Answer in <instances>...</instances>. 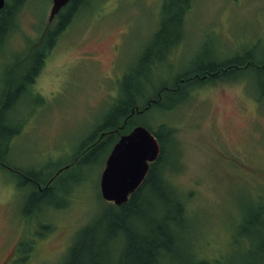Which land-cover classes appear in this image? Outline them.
I'll use <instances>...</instances> for the list:
<instances>
[{"label": "rangeland", "instance_id": "374dc122", "mask_svg": "<svg viewBox=\"0 0 264 264\" xmlns=\"http://www.w3.org/2000/svg\"><path fill=\"white\" fill-rule=\"evenodd\" d=\"M5 1L17 8H11L12 22L0 41V107L9 79L30 69L31 52L42 47L58 20L48 22L51 0ZM164 1L86 0L51 48L36 51L45 54L30 73V89L3 107L12 125L18 116L20 126L0 163V264H61L79 230L107 206L99 177L109 145L88 159L78 157L90 148L82 143L94 131L100 136L98 128L131 72L138 70L128 84L134 98L144 99L153 90L149 83L155 89L192 67L205 49L221 58L264 55V0H192L179 41L145 69L140 58L162 21ZM262 68L246 66L204 82L174 108L154 106L132 120L162 136L172 133L175 140L163 144L165 168L178 196L186 197L185 236L199 256L219 264L238 248L233 238L244 210L264 205V96L258 91L263 77L256 71ZM130 124L110 135L103 129L97 141L117 140ZM69 163L52 180V203L45 199L39 211L27 213L32 183L26 178L47 182ZM20 243L22 260L15 250Z\"/></svg>", "mask_w": 264, "mask_h": 264}, {"label": "trees", "instance_id": "16d2710c", "mask_svg": "<svg viewBox=\"0 0 264 264\" xmlns=\"http://www.w3.org/2000/svg\"><path fill=\"white\" fill-rule=\"evenodd\" d=\"M22 1L16 0L18 4ZM191 1H164L162 21L155 31L153 39L146 46L144 54L141 55L139 65L142 62V66L147 69L153 57L161 55V58L164 59L169 46L179 41L182 34L180 27ZM85 4L86 0H69L62 7L56 15L58 20L51 27L52 29L47 30L44 35L43 50L51 48L55 37ZM9 6L6 3L0 10V41L3 34L7 32L8 24L12 22L11 19L15 11H12L11 8H17L14 4ZM39 50L31 52L33 64L30 69L23 76L14 77L13 75L4 90V100L0 107L1 164H3V155L8 150V138L15 134L20 126H16L18 116H12L13 120H16V123L12 125V120L6 116L3 107L11 106L14 99L22 97L21 94L30 89L32 81L30 73L34 74L35 70L39 69L42 64L41 58L45 54L43 53L41 56L43 50L36 52ZM205 51L206 53L196 57L192 67L176 72L177 74L171 79H164L161 85L155 89L149 83V88L153 90L146 93L144 99L134 98L136 91L128 84L132 78L138 77V70L131 72L130 78L123 79L120 95L114 100V104L109 110L110 114H107V120L98 128L101 129L100 136H95L96 131H94L82 143L83 145L88 144L87 146L90 148L84 154L81 153L78 159L85 154L87 156H84L83 159H88V155L99 151L98 149L102 145H109V149L111 148L116 137L113 139L112 136H109L98 142V139L102 138L103 129H107L106 133L110 135L113 131L123 129L130 122V128L125 132L134 125H145L142 121L132 120L141 112L149 111L154 106H165L164 109L167 110L174 108L187 99L193 89L201 86L204 82H210L224 75L243 70L246 66L253 65L254 68H260L264 65V55L259 59H254L251 53L240 52L221 58L213 51L207 52L206 49ZM20 62L17 60L14 66ZM262 69H256L258 75L263 77L258 86L261 97L264 96V68ZM147 82H149L148 78ZM1 101L2 99H0ZM153 133L159 140L161 151L157 159L150 164L140 186L125 203L115 205L108 202L107 206L101 209L89 224L83 226L67 249L61 264H219L213 262L211 258L199 256L185 236L186 197L182 199L178 196L179 188L169 180L168 167L165 168L167 153L164 150V141L165 139L168 141L175 139L169 132L164 136L157 132ZM75 162L73 163L75 164ZM65 165L71 166V163ZM26 180L28 184L32 183L26 200L25 211H28L27 213L39 211V205L45 199L52 203L53 195L56 192V188H53L54 184H52L53 179L49 178L47 182H42L43 177L39 179L34 175H29ZM43 183L44 185L41 186ZM234 233L233 246L236 243L238 248L235 250L234 256L228 259L225 264H264V205H259L258 209L252 210L248 207L247 210H244Z\"/></svg>", "mask_w": 264, "mask_h": 264}, {"label": "water", "instance_id": "95a60500", "mask_svg": "<svg viewBox=\"0 0 264 264\" xmlns=\"http://www.w3.org/2000/svg\"><path fill=\"white\" fill-rule=\"evenodd\" d=\"M69 0H51L48 14L50 22ZM5 0H0V9ZM160 144L156 135L146 126L138 124L122 134L109 151L99 178L101 197L115 205L125 203L140 186L149 169V162L160 154ZM114 172H119V182L112 180Z\"/></svg>", "mask_w": 264, "mask_h": 264}, {"label": "snow or ice", "instance_id": "6c2138e0", "mask_svg": "<svg viewBox=\"0 0 264 264\" xmlns=\"http://www.w3.org/2000/svg\"><path fill=\"white\" fill-rule=\"evenodd\" d=\"M111 178L114 182H119L120 180L119 172H114Z\"/></svg>", "mask_w": 264, "mask_h": 264}, {"label": "flooded vegetation", "instance_id": "af4514ba", "mask_svg": "<svg viewBox=\"0 0 264 264\" xmlns=\"http://www.w3.org/2000/svg\"><path fill=\"white\" fill-rule=\"evenodd\" d=\"M43 61H44V59H43ZM37 71H38V68H37ZM34 74H35V73H34ZM33 80H34V77H32V81H33ZM32 81H31V82H32ZM18 249H19V247L16 246V247H15L16 253H17V250H18ZM18 256L21 257V255H19V253H17L16 257L18 258ZM17 258H16V259H17ZM13 263H14V261L12 260L10 264H13Z\"/></svg>", "mask_w": 264, "mask_h": 264}]
</instances>
